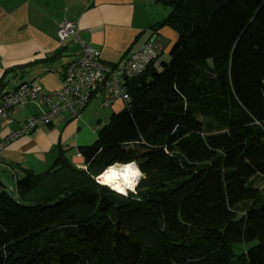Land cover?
Instances as JSON below:
<instances>
[{
    "label": "trees",
    "instance_id": "1",
    "mask_svg": "<svg viewBox=\"0 0 264 264\" xmlns=\"http://www.w3.org/2000/svg\"><path fill=\"white\" fill-rule=\"evenodd\" d=\"M157 1L169 60L126 80L83 163L58 147L12 192L0 181V264H264V0ZM130 160L138 195L96 180Z\"/></svg>",
    "mask_w": 264,
    "mask_h": 264
},
{
    "label": "crops",
    "instance_id": "2",
    "mask_svg": "<svg viewBox=\"0 0 264 264\" xmlns=\"http://www.w3.org/2000/svg\"><path fill=\"white\" fill-rule=\"evenodd\" d=\"M169 11L157 0H0L3 90L23 82L37 85L42 92L62 85L64 65L79 47L73 37L61 42L58 39L56 29L64 20L76 23L81 38L99 52L104 63L115 65L138 50L151 35L150 26L164 19ZM170 31L161 27L157 33L167 42ZM58 51L59 55L47 59ZM93 98L78 118L60 113L48 125L6 144L0 151V181L10 177L15 182L17 175L23 174L22 168L33 173L46 170L58 147L66 149L71 161L81 165L83 158L75 157L76 147L95 141L103 114L108 118L109 110L112 113L123 108L118 100L106 111L93 103ZM45 109L35 101L25 100L9 112L12 123L2 122L0 134Z\"/></svg>",
    "mask_w": 264,
    "mask_h": 264
},
{
    "label": "built area",
    "instance_id": "3",
    "mask_svg": "<svg viewBox=\"0 0 264 264\" xmlns=\"http://www.w3.org/2000/svg\"><path fill=\"white\" fill-rule=\"evenodd\" d=\"M56 34L60 42L73 37L79 43L78 49L64 65L63 83L49 92H42L37 85L27 82L7 90L0 102V125L2 122L9 125L12 122L9 110L25 100L35 101L46 109L0 134V151L16 138L48 125L60 113H68L72 119L78 118L93 97L99 96L101 107L111 106L116 100L126 105L130 98L125 87L126 80L141 72L166 46V39L152 32L141 47L130 52L121 64L111 65L104 63L99 52L81 38L75 22L62 21L57 26ZM75 157H81L78 151ZM96 180L100 181L98 176Z\"/></svg>",
    "mask_w": 264,
    "mask_h": 264
},
{
    "label": "clouds",
    "instance_id": "4",
    "mask_svg": "<svg viewBox=\"0 0 264 264\" xmlns=\"http://www.w3.org/2000/svg\"><path fill=\"white\" fill-rule=\"evenodd\" d=\"M102 176L103 179L99 181L102 187H107L125 198H128L129 192L138 195L137 187L140 181L148 178L135 160L120 165H109L104 169Z\"/></svg>",
    "mask_w": 264,
    "mask_h": 264
},
{
    "label": "rangeland",
    "instance_id": "5",
    "mask_svg": "<svg viewBox=\"0 0 264 264\" xmlns=\"http://www.w3.org/2000/svg\"><path fill=\"white\" fill-rule=\"evenodd\" d=\"M166 9L167 10H169V7H167L166 6ZM162 28H166V30H171L170 32L172 33L171 34V37L169 36V37H167V42H166V46H165V50L162 52V54H161V59L160 60H163V61H168L169 60V50H170V47H171V45L173 44V42L175 41V39H176V37H177V35H176V32L173 30V29H171L170 27H168V26H163ZM159 60V61H160ZM116 101H118V100H116ZM115 101V102H116ZM92 102L93 103H96V104H98V106H99V108H101V109H104V110H106V111H108L109 110V108H110V106H106V107H101V105H100V98H99V96H97V97H94L93 99H92ZM36 103V102H35ZM37 104V103H36ZM37 106H39L38 104H37ZM112 106V105H111ZM125 105L123 104V107H124ZM9 112H11V110H9ZM109 114H108V118H104L105 116H104V114H103V121L100 123V126L102 125V124H104V123H107L108 122V120H109V117H110V115H111V110H109V112H108ZM105 119V120H104ZM96 122H97V120H95ZM12 123V122H11ZM18 126V125H17ZM100 126H98V128L100 127ZM13 180L9 177V179H7L6 181H3V183L5 184V186H6V188H7V191H9V192H12L13 190H14V184H13ZM261 186H264V181L260 184ZM232 264H236V263H232Z\"/></svg>",
    "mask_w": 264,
    "mask_h": 264
},
{
    "label": "bare ground",
    "instance_id": "6",
    "mask_svg": "<svg viewBox=\"0 0 264 264\" xmlns=\"http://www.w3.org/2000/svg\"><path fill=\"white\" fill-rule=\"evenodd\" d=\"M114 165H120L119 163H116ZM103 173V172H102ZM102 173L98 176V180H102L103 179V176H102Z\"/></svg>",
    "mask_w": 264,
    "mask_h": 264
}]
</instances>
